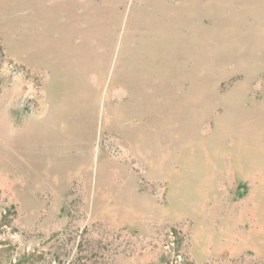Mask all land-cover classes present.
<instances>
[{
    "label": "rangeland",
    "instance_id": "374dc122",
    "mask_svg": "<svg viewBox=\"0 0 264 264\" xmlns=\"http://www.w3.org/2000/svg\"><path fill=\"white\" fill-rule=\"evenodd\" d=\"M110 223L264 264V0H0V264H132Z\"/></svg>",
    "mask_w": 264,
    "mask_h": 264
},
{
    "label": "crops",
    "instance_id": "0c3cea01",
    "mask_svg": "<svg viewBox=\"0 0 264 264\" xmlns=\"http://www.w3.org/2000/svg\"><path fill=\"white\" fill-rule=\"evenodd\" d=\"M115 226H113V224H108V230L107 233L109 236V241H111V239H113V243L115 241V245H113L112 243L110 245H107L108 247H114V246H118L117 249L119 250L120 253V258H122L123 260H125V257L131 261L132 264H135L138 261V257L136 254L137 252V239H143L146 240L147 246H145L146 251L149 250V252H152V250H159L165 242H163V244H158V246L156 248H153V244L151 243V240H153V234L152 232H138L137 231V227L136 224H134V228L129 229L128 231L125 232H120L119 228H113ZM204 226H201L200 228H202ZM99 237V236H98ZM172 240V245L175 246L174 241L176 240L175 238H171L169 239V241ZM117 242V243H116ZM161 247H160V246ZM167 247H169V244H167ZM128 253V256H126L124 253ZM107 253H109L108 251H106L105 249L102 250V257L104 258V260H107L108 256ZM132 254V255H131ZM154 255V253H151V256ZM148 257V256H146ZM149 258H146V261Z\"/></svg>",
    "mask_w": 264,
    "mask_h": 264
},
{
    "label": "built area",
    "instance_id": "2783aa9c",
    "mask_svg": "<svg viewBox=\"0 0 264 264\" xmlns=\"http://www.w3.org/2000/svg\"><path fill=\"white\" fill-rule=\"evenodd\" d=\"M51 264H57L56 262H52Z\"/></svg>",
    "mask_w": 264,
    "mask_h": 264
}]
</instances>
